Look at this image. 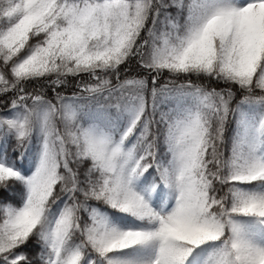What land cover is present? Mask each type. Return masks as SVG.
I'll list each match as a JSON object with an SVG mask.
<instances>
[{"label": "snow or ice", "instance_id": "6c2138e0", "mask_svg": "<svg viewBox=\"0 0 264 264\" xmlns=\"http://www.w3.org/2000/svg\"><path fill=\"white\" fill-rule=\"evenodd\" d=\"M0 264H264V0H0Z\"/></svg>", "mask_w": 264, "mask_h": 264}]
</instances>
